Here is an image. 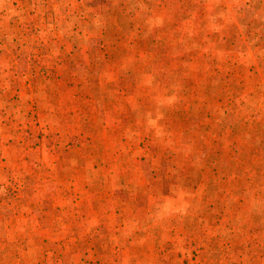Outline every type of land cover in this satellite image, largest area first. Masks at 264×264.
<instances>
[{
	"label": "rangeland",
	"instance_id": "obj_1",
	"mask_svg": "<svg viewBox=\"0 0 264 264\" xmlns=\"http://www.w3.org/2000/svg\"><path fill=\"white\" fill-rule=\"evenodd\" d=\"M0 264H264V0H0Z\"/></svg>",
	"mask_w": 264,
	"mask_h": 264
}]
</instances>
